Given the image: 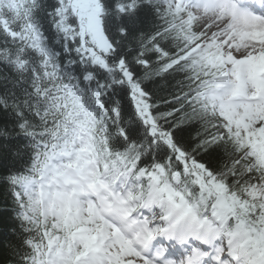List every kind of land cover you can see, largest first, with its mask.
<instances>
[{
    "label": "snow or ice",
    "instance_id": "obj_1",
    "mask_svg": "<svg viewBox=\"0 0 264 264\" xmlns=\"http://www.w3.org/2000/svg\"><path fill=\"white\" fill-rule=\"evenodd\" d=\"M0 168V264H264V0H0Z\"/></svg>",
    "mask_w": 264,
    "mask_h": 264
},
{
    "label": "trees",
    "instance_id": "obj_2",
    "mask_svg": "<svg viewBox=\"0 0 264 264\" xmlns=\"http://www.w3.org/2000/svg\"><path fill=\"white\" fill-rule=\"evenodd\" d=\"M157 93L161 98L167 99L170 95V88L165 82L161 81L159 87L157 88ZM8 163L10 165L11 162ZM2 171L3 169L0 168V173H2ZM3 194H4V189L0 188V198L3 197ZM2 207H4V205L3 203H0V208ZM4 235H6V233H4Z\"/></svg>",
    "mask_w": 264,
    "mask_h": 264
}]
</instances>
